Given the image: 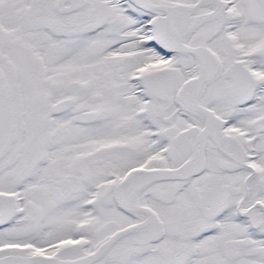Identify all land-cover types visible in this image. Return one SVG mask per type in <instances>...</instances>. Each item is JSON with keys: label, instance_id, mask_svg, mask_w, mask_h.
I'll use <instances>...</instances> for the list:
<instances>
[{"label": "snow or ice", "instance_id": "snow-or-ice-1", "mask_svg": "<svg viewBox=\"0 0 264 264\" xmlns=\"http://www.w3.org/2000/svg\"><path fill=\"white\" fill-rule=\"evenodd\" d=\"M0 264H264V0H0Z\"/></svg>", "mask_w": 264, "mask_h": 264}]
</instances>
